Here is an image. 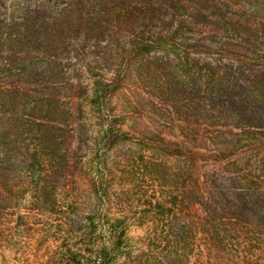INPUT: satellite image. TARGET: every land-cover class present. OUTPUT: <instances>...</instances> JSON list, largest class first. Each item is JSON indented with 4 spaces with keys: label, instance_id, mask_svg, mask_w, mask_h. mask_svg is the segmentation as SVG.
Returning a JSON list of instances; mask_svg holds the SVG:
<instances>
[{
    "label": "trees",
    "instance_id": "obj_1",
    "mask_svg": "<svg viewBox=\"0 0 264 264\" xmlns=\"http://www.w3.org/2000/svg\"><path fill=\"white\" fill-rule=\"evenodd\" d=\"M135 83L147 91L133 106L167 127L141 145L151 156L131 180L177 189L170 206L187 212L139 225V255L124 222L107 220L99 245L94 220L68 205L87 108ZM14 151L58 242L46 264H249L264 237V0H0V223L26 195L9 178ZM93 186L100 201L119 199Z\"/></svg>",
    "mask_w": 264,
    "mask_h": 264
},
{
    "label": "rangeland",
    "instance_id": "obj_2",
    "mask_svg": "<svg viewBox=\"0 0 264 264\" xmlns=\"http://www.w3.org/2000/svg\"><path fill=\"white\" fill-rule=\"evenodd\" d=\"M85 81L91 85L89 76L85 77ZM90 88L93 89L92 86ZM143 89L136 83L122 89L116 87V90L109 94L111 103L108 101L107 105L87 108L90 144L79 160L77 192L73 198L76 203L71 204L72 200L68 203L72 205L69 210L77 209L78 219L94 220L99 245L108 241L107 220L124 222L126 240L133 255H139L148 244L145 228L147 225L152 222H183L187 219L186 211L170 206L180 194L177 189L163 190L151 183L149 178L141 176L135 181L131 180L130 176L137 165L135 160L143 153L151 156L150 152H143L141 145L151 141L152 132L167 127L156 122V114L133 106L139 98L137 94L147 91ZM92 95L93 92L87 97L88 102H92ZM12 156L13 161L8 166L9 178L17 186H21L26 195L14 196L18 201L14 216L5 223H0V264H46L48 256L58 245V242L49 240L44 235L50 230L52 221L50 216L32 206V179L29 174L20 172H24L21 169L20 152L14 151ZM94 181L108 187L111 194L118 195L119 199L112 203L107 200L100 201L93 186ZM168 181L166 179L167 183ZM61 196L60 190L53 194L57 201ZM32 210L36 212L34 215L30 212ZM27 215L32 216L26 219L29 218ZM141 224L146 226L141 228ZM254 241L256 250H252L248 255L247 262L264 264V237L258 236ZM122 262L123 260H120L117 264Z\"/></svg>",
    "mask_w": 264,
    "mask_h": 264
}]
</instances>
